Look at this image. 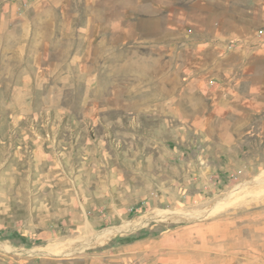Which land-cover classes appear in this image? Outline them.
<instances>
[{
	"label": "rangeland",
	"instance_id": "obj_1",
	"mask_svg": "<svg viewBox=\"0 0 264 264\" xmlns=\"http://www.w3.org/2000/svg\"><path fill=\"white\" fill-rule=\"evenodd\" d=\"M171 1L0 0V264H264V0Z\"/></svg>",
	"mask_w": 264,
	"mask_h": 264
},
{
	"label": "crops",
	"instance_id": "obj_2",
	"mask_svg": "<svg viewBox=\"0 0 264 264\" xmlns=\"http://www.w3.org/2000/svg\"><path fill=\"white\" fill-rule=\"evenodd\" d=\"M125 1H128L130 5L128 7H124ZM173 2H167L165 6V0H88V7H98L99 11L95 15L89 16V23L92 24H121V23H127L130 25L133 24H139L143 22H150V20H155L156 16L161 13L162 15H165V9L175 7L172 5ZM127 8V9H126ZM152 10H150V9ZM194 10H198L200 16L203 17V10L201 4H194L193 5ZM148 9V10H147ZM152 14V15H150ZM173 12H169L167 15V18H171ZM183 14V13H182ZM148 18V19H147ZM210 23L212 25L214 24V28L212 30L215 34H220L221 28H226L227 30H230V28L233 25V13L229 11L222 12L218 11V9L214 11H210L209 13ZM250 22L252 19H248ZM249 21H241L242 26L247 30L249 29L254 30L255 29H261L263 30V35L259 38H257V43L255 46H253L256 50H252L250 48H247L248 46L244 47L251 51V58L256 59V69L254 64L249 65H243L241 69L245 68V71L254 70L256 73V80L253 78V82H251V85H254L253 87H257V91L259 96L264 97V10L261 14L257 15V24L258 27L252 26V22L248 23ZM201 22V20H199ZM217 24H219L217 26ZM225 24V26H223ZM251 24V25H250ZM222 25V26H221ZM248 30V31H249ZM253 32V31H252ZM230 35V34H229ZM247 36L249 37L248 41H251L250 44L252 45L253 41L252 39H256V33L253 32L251 34L247 33ZM247 40V38H246ZM245 43V42H244ZM246 57V56H245Z\"/></svg>",
	"mask_w": 264,
	"mask_h": 264
},
{
	"label": "bare ground",
	"instance_id": "obj_3",
	"mask_svg": "<svg viewBox=\"0 0 264 264\" xmlns=\"http://www.w3.org/2000/svg\"><path fill=\"white\" fill-rule=\"evenodd\" d=\"M115 229H120V230H121V228H114V229H111L110 231H111V232H114Z\"/></svg>",
	"mask_w": 264,
	"mask_h": 264
},
{
	"label": "built area",
	"instance_id": "obj_4",
	"mask_svg": "<svg viewBox=\"0 0 264 264\" xmlns=\"http://www.w3.org/2000/svg\"><path fill=\"white\" fill-rule=\"evenodd\" d=\"M263 33V32H262Z\"/></svg>",
	"mask_w": 264,
	"mask_h": 264
}]
</instances>
